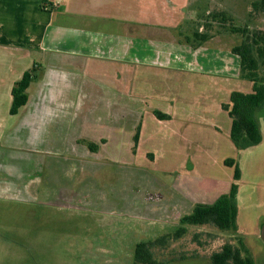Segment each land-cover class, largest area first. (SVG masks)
I'll return each mask as SVG.
<instances>
[{"label": "crops", "instance_id": "obj_1", "mask_svg": "<svg viewBox=\"0 0 264 264\" xmlns=\"http://www.w3.org/2000/svg\"><path fill=\"white\" fill-rule=\"evenodd\" d=\"M188 4L189 0H0V200L106 212L100 201H85L83 192L95 188L102 196L100 183L95 187L88 180L103 169L100 162L108 151L138 154L146 112L170 117L155 116L161 122H173L182 114L214 127L215 119L229 117L222 105L234 91L253 92V84L240 78V57L232 53L233 47L217 44L218 36L210 33L198 48L186 43V28L193 26L187 19ZM213 24L208 21L206 26ZM201 51L210 53V61L220 62L223 70L199 68L196 54ZM35 65L42 76L28 87L27 104L11 115L13 87ZM188 77L200 78L217 95L201 100L175 96L154 106L160 89L174 95L173 82ZM186 104L193 107L194 117L184 114ZM186 123L190 122L185 119ZM231 126L232 119L229 137ZM87 142L98 150L91 151ZM177 183L154 184V204L134 201L136 215L177 227L196 204H213L221 196L218 182L204 190L197 181L183 188Z\"/></svg>", "mask_w": 264, "mask_h": 264}, {"label": "rangeland", "instance_id": "obj_2", "mask_svg": "<svg viewBox=\"0 0 264 264\" xmlns=\"http://www.w3.org/2000/svg\"><path fill=\"white\" fill-rule=\"evenodd\" d=\"M256 1L260 0H189L187 19L193 26L186 28L188 34L194 30L211 33L218 36L220 46L251 43L253 33L264 32V13L253 11ZM220 13L226 15V20ZM208 21L214 23L211 28L206 26ZM196 55L203 71L223 70L220 62L210 61V53L201 51ZM259 74L264 75V68ZM173 83L176 94L160 89L154 106H163L175 96L201 100L217 95L215 89L207 90L200 78ZM184 109V114H194L190 104ZM148 112L143 118L138 154L121 156L108 151L105 161L100 162L103 169L88 180L95 187L100 183L102 196L99 190L90 188L83 192L85 201L93 200L95 205L100 201V208L105 205L106 212L93 207L57 208L0 200V264H133L138 243L154 241L178 228L137 216L134 201L154 204V184L158 182H178L183 188L186 182L197 181L203 183V190L218 182L222 195L233 183L234 168L226 165L228 159L236 161L242 175L237 182V231H221L211 225L186 226L183 237L156 248L155 256L161 264H210L214 252L240 238L255 263L264 264V105L256 113L262 142L244 150L237 149L230 140L228 116L215 119L211 127L210 123L202 126L200 121L182 114L173 122H161ZM183 118L190 123L183 124Z\"/></svg>", "mask_w": 264, "mask_h": 264}, {"label": "trees", "instance_id": "obj_3", "mask_svg": "<svg viewBox=\"0 0 264 264\" xmlns=\"http://www.w3.org/2000/svg\"><path fill=\"white\" fill-rule=\"evenodd\" d=\"M253 11L264 13V0L253 4ZM42 9H45L43 5ZM223 20L226 15L220 13ZM209 39L208 34H200L195 31L186 36V43L194 48L202 46ZM232 53L241 60L240 78L253 84L252 93L234 91L228 104L222 108L228 112L232 119L230 138L234 146L239 150L248 149L262 142L260 127L256 113L264 105V75L259 71L264 68V32L257 31L252 34L251 43H244L232 48ZM39 65L28 70L23 78L17 82L12 90L11 115H16L20 108L28 102L27 89L30 84L42 76ZM160 120L170 117L159 111L154 112ZM140 139V127L134 137V152ZM88 148L95 152L98 146L94 143H86ZM153 158V156L151 155ZM226 165L234 168L233 183L227 194L221 195L213 204H196L192 214L181 219L177 230L172 234H165L154 241L140 242L134 250L133 264H161L156 256L155 249L166 247L171 239H180L186 234V226L211 225L221 231H237L236 221L238 207L236 195L238 193L237 182L241 179V171L233 159L226 160ZM210 264H256L244 242L239 238L236 243H225L220 250L211 256Z\"/></svg>", "mask_w": 264, "mask_h": 264}, {"label": "water", "instance_id": "obj_4", "mask_svg": "<svg viewBox=\"0 0 264 264\" xmlns=\"http://www.w3.org/2000/svg\"><path fill=\"white\" fill-rule=\"evenodd\" d=\"M261 238H262V240H263V242H264V227H263L262 230H261Z\"/></svg>", "mask_w": 264, "mask_h": 264}]
</instances>
